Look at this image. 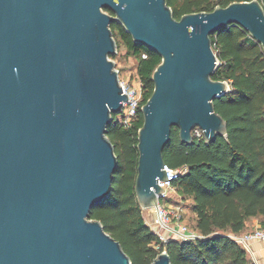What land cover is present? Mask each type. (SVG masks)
Instances as JSON below:
<instances>
[{
	"label": "water",
	"instance_id": "95a60500",
	"mask_svg": "<svg viewBox=\"0 0 264 264\" xmlns=\"http://www.w3.org/2000/svg\"><path fill=\"white\" fill-rule=\"evenodd\" d=\"M113 23L162 58L141 107L135 192L143 209L158 205V180L169 179L173 126L186 145L197 127L207 143L228 132L214 101L230 86L213 78L211 35L237 24L264 49L260 0L180 19L167 0H0V264H133L90 218L113 190L118 158L107 127L128 99L111 58ZM152 264L171 257L163 250Z\"/></svg>",
	"mask_w": 264,
	"mask_h": 264
},
{
	"label": "trees",
	"instance_id": "16d2710c",
	"mask_svg": "<svg viewBox=\"0 0 264 264\" xmlns=\"http://www.w3.org/2000/svg\"><path fill=\"white\" fill-rule=\"evenodd\" d=\"M167 1L180 19L189 12H210L217 6L249 0ZM111 29L118 46L123 41L137 59V73L144 85L142 106L153 92V73L162 58L136 43L122 24L113 23ZM211 39L219 60L213 78L230 86L214 101L215 110L227 120L228 132L213 143L195 134L194 143L186 145L173 126L164 151L167 165L186 168L174 185L182 198L192 199L195 222L191 227L200 237L163 243L146 221L135 192L138 132L144 121L141 107L132 126L125 127L114 115L107 127L118 167L110 196L92 209L90 218L99 220L120 241L133 264H152L163 250L169 253L171 264H255L230 234L244 232L250 218L264 217V49L237 24L212 34Z\"/></svg>",
	"mask_w": 264,
	"mask_h": 264
},
{
	"label": "built area",
	"instance_id": "2783aa9c",
	"mask_svg": "<svg viewBox=\"0 0 264 264\" xmlns=\"http://www.w3.org/2000/svg\"><path fill=\"white\" fill-rule=\"evenodd\" d=\"M146 57V54L143 55ZM218 64H219V60ZM120 84L123 88V92L128 94L127 101L123 102V108L121 118L118 120L125 127L132 126L139 118V107L144 94V85L138 75H135L133 81L126 82L119 77ZM196 135L203 134L200 128H196L193 132ZM164 169L167 172L169 179L158 180V183L165 190L159 197L158 205L152 208L155 216L153 220L147 221L150 228L157 235V238L164 242L170 239L179 240H195L200 237V233L187 224L184 219V214L181 210V204L178 200L170 199L174 192L175 185L174 180L184 173L186 168H173L169 165H165ZM169 197V198H168ZM165 198L163 202L162 199ZM231 237L242 245L248 254L251 256L255 264H264L255 256L253 249L254 242H261L264 246V226L257 225L251 229H247L242 233H231Z\"/></svg>",
	"mask_w": 264,
	"mask_h": 264
},
{
	"label": "rangeland",
	"instance_id": "374dc122",
	"mask_svg": "<svg viewBox=\"0 0 264 264\" xmlns=\"http://www.w3.org/2000/svg\"><path fill=\"white\" fill-rule=\"evenodd\" d=\"M119 43L120 45L118 46V52L115 55H112L111 58L116 63V69L119 70V77L122 80L131 83L135 75L137 74V59L133 55L127 52V48L125 44L123 43V41L119 40ZM116 115L118 119V118H121L122 113H118ZM173 192L174 193L171 196H169L170 199L178 200V203L181 204V210H182V213L184 214L185 221L187 222L189 226H193L195 222V213L192 209V203H193L192 199L182 198L177 193L176 187ZM162 201L164 202L165 198H163ZM143 212H144V216L147 221L152 220L155 216V213L153 212L152 208L143 209ZM262 222H264V217H258L257 224L262 225ZM255 226L257 225L255 224ZM255 226H249L248 229H251ZM249 257L251 256L249 255Z\"/></svg>",
	"mask_w": 264,
	"mask_h": 264
},
{
	"label": "crops",
	"instance_id": "0c3cea01",
	"mask_svg": "<svg viewBox=\"0 0 264 264\" xmlns=\"http://www.w3.org/2000/svg\"><path fill=\"white\" fill-rule=\"evenodd\" d=\"M153 220V219H152ZM258 217H252L246 222V230L249 226H255L257 224ZM253 249L255 251V256L258 258L262 263H264V246L261 242H254Z\"/></svg>",
	"mask_w": 264,
	"mask_h": 264
}]
</instances>
